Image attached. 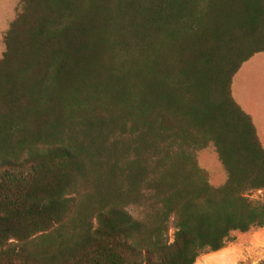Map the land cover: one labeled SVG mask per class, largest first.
<instances>
[{"label": "trees", "instance_id": "trees-1", "mask_svg": "<svg viewBox=\"0 0 264 264\" xmlns=\"http://www.w3.org/2000/svg\"><path fill=\"white\" fill-rule=\"evenodd\" d=\"M20 5L0 60V264H196L264 229V148L231 92L264 53V0Z\"/></svg>", "mask_w": 264, "mask_h": 264}, {"label": "crops", "instance_id": "crops-1", "mask_svg": "<svg viewBox=\"0 0 264 264\" xmlns=\"http://www.w3.org/2000/svg\"><path fill=\"white\" fill-rule=\"evenodd\" d=\"M254 57L251 61L246 62L245 67L241 68L234 76L231 92L238 106L252 118L259 140L264 148V80L260 79V76L257 77L258 75H255V73H251L253 71H250V64L256 67L257 61L259 62ZM258 236L253 235L255 238ZM255 242L262 245L259 238ZM257 250L255 243L243 245L236 240L230 242L220 252L202 256L196 264H258L264 259H258L261 253H257Z\"/></svg>", "mask_w": 264, "mask_h": 264}, {"label": "rangeland", "instance_id": "rangeland-1", "mask_svg": "<svg viewBox=\"0 0 264 264\" xmlns=\"http://www.w3.org/2000/svg\"><path fill=\"white\" fill-rule=\"evenodd\" d=\"M20 11V0H0V60L3 58V55L6 51L4 36L9 29L10 24L15 20ZM255 57L254 59L259 60V62L257 61L258 64L256 67L250 64V71H253L251 73H255V75H258L257 77L260 76V79L264 80V54H259ZM246 64H244L242 68H244ZM197 157L200 168L207 172L209 183L212 186L218 187L226 181L227 175L213 146H209L208 148L199 151ZM263 195L264 192H262V194L253 193L251 198L257 200ZM233 235L232 242L237 240L243 245H251L252 243H255L258 249L257 253H261L258 259H264V229L253 230L249 232V234L237 233ZM253 235H259L257 238H259V241L262 245L258 244V242H255L257 238L253 237Z\"/></svg>", "mask_w": 264, "mask_h": 264}, {"label": "built area", "instance_id": "built-area-1", "mask_svg": "<svg viewBox=\"0 0 264 264\" xmlns=\"http://www.w3.org/2000/svg\"><path fill=\"white\" fill-rule=\"evenodd\" d=\"M263 191H258L257 194H262Z\"/></svg>", "mask_w": 264, "mask_h": 264}]
</instances>
